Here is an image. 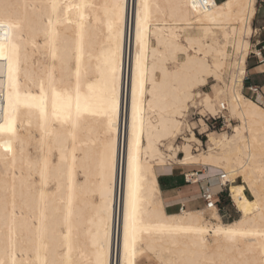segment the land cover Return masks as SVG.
I'll return each instance as SVG.
<instances>
[{"label": "bare ground", "instance_id": "6f19581e", "mask_svg": "<svg viewBox=\"0 0 264 264\" xmlns=\"http://www.w3.org/2000/svg\"><path fill=\"white\" fill-rule=\"evenodd\" d=\"M256 2L0 0L16 25L0 30L3 264H264V108L242 92ZM222 103L237 125L201 149L188 110ZM173 165L222 171L238 218L168 212L157 169Z\"/></svg>", "mask_w": 264, "mask_h": 264}, {"label": "crops", "instance_id": "0c3cea01", "mask_svg": "<svg viewBox=\"0 0 264 264\" xmlns=\"http://www.w3.org/2000/svg\"><path fill=\"white\" fill-rule=\"evenodd\" d=\"M264 5V2H263ZM259 12V11H257ZM257 16V14H256ZM259 19L257 21V29L256 34L254 33L251 38V52L247 59V69H246V80L244 81V90L242 89L243 95L245 94L250 99L254 100L252 94L247 91L248 86H256L259 89V97L261 98V106L264 108V51L261 54V58L257 59L254 56L258 54V50L261 46L264 45V10L261 16H258ZM256 19V17H255ZM253 21V26L254 22ZM256 49L255 51H253ZM252 53V54H251ZM261 95V96H260ZM245 96V97H246ZM191 167L186 170L179 169L175 171L174 168H171L170 171L165 170L166 168H158V172L160 170H164L165 174L162 175V178L166 180L165 189L161 191V198L164 204L165 209L179 207L177 212L180 210H193V209H201L203 208V203L200 201V194L202 189L209 188L211 191L220 190L221 187L219 185L208 186L212 181L209 182V178L214 176L215 178L221 174V171L214 168L203 169L201 166L198 170V165H185L182 167ZM201 172L202 174H198V176L193 180L192 184H187L184 181V174H188L189 172ZM160 174L158 173V176ZM214 182H217L216 179ZM197 184V185H196ZM160 187V186H159ZM202 206V207H201ZM170 212V213H177Z\"/></svg>", "mask_w": 264, "mask_h": 264}, {"label": "rangeland", "instance_id": "374dc122", "mask_svg": "<svg viewBox=\"0 0 264 264\" xmlns=\"http://www.w3.org/2000/svg\"><path fill=\"white\" fill-rule=\"evenodd\" d=\"M217 2L218 1H220V0H216ZM263 10H264V5H263V2L261 1V0H257V2H256V14H257V16H255L256 17V19H255V22H254V26H253V23H252V27L254 28V29H256L255 27H257L258 25V23H257V21H258V19H259V17L258 16H261V14H262V12H263ZM257 11H259V12H257ZM251 38H252V36L249 38L250 39V43H251ZM252 46V45H251ZM256 49H254L253 51H255ZM251 52V51H250ZM252 54V53H251ZM253 54H254V52H253ZM250 55V54H249ZM249 57V56H248ZM226 81H227V78H226ZM208 85L206 86V87H204V88H202L201 89V92H212V89H211V86L213 85V84H215L214 82H212V80L211 79H209L208 80ZM210 92V93H211ZM244 96H246L245 94H244ZM247 97V96H246ZM247 98H249V97H247ZM195 109V108H194ZM193 108H189V110H188V115H187V122H188V124H190V125H192L193 127H195V129H194V133H195V136L202 142V147H201V149H204V150H206L207 149V138H206V134L207 133H210V132H216V133H220L222 130H223V132L224 133H227V134H231L232 133V129H231V126L233 127V126H235V125H237V121L236 120H234V119H232V118H230V117H224L225 118V120H226V126H222L221 124H220V127H222V130H219V128L218 129H215V130H213V129H207L206 127H205V125H204V123H203V121H204V117L206 116V115H208L206 112H201V110H202V107H197L195 110H194ZM200 119L202 120V122H199L200 121ZM201 125H203V127L201 126ZM205 127V128H204ZM204 130L206 131V132H204ZM182 134L181 135H178L177 137H176V139H175V144L176 145H181L182 143H183V141H182V138L183 137H186L187 135H188V133L186 132V130L184 129V127H183V130H182ZM178 156L179 157H182V155L181 154H178ZM171 168H174L175 169V171H177V170H179V169H184V170H186V169H188V168H191V167H182V166H179V165H173L172 167H167L165 170H167V171H170L171 170ZM197 168H198V170H201L200 169V167L199 166H197ZM159 170V169H158ZM158 170H157V174L159 173L160 175L158 176V178H162V175L163 174H165L164 172V170L162 171V170H160L159 172H158ZM221 173H222V171H221ZM216 179V181H217V178H215L214 176H212V177H210L208 180H209V182L210 181H212L211 182V184H209V186H213V185H215V183L216 182H214V180ZM197 185V184H196ZM220 190H217V191H215L214 193H216V192H219ZM200 201H201V199H200ZM203 203V202H202ZM202 207V206H201ZM203 207H204V205H203ZM180 208L179 207H173V208H168V209H166L168 212H177L178 210H179ZM218 209H219V212H220V214H221V216H222V220H223V222L224 223H227V222H232V221H234L236 218H238V216H239V214H238V212L236 211V209L233 207V205H232V203H231V199H230V197H229V192H228V190H226V192H224V193H222L221 195H220V203H219V205H218ZM143 264H148L146 261H144L143 262Z\"/></svg>", "mask_w": 264, "mask_h": 264}, {"label": "snow or ice", "instance_id": "6c2138e0", "mask_svg": "<svg viewBox=\"0 0 264 264\" xmlns=\"http://www.w3.org/2000/svg\"><path fill=\"white\" fill-rule=\"evenodd\" d=\"M55 7V5H53ZM147 7V5H145ZM16 25L12 24L11 21H4L0 20V30L2 29H10ZM7 35V33H6ZM0 60H4L8 62V73H9V80H12V73H13V65H12V58L9 55V53L6 51V46L2 43H0ZM11 99V98H10ZM17 102H19V98L17 97ZM31 107L32 105H28ZM53 108L54 112L57 108L56 102L53 101ZM62 108L67 110L68 115L65 117V119H69L71 116V97L68 98V101L65 105L62 106ZM76 108L77 113L80 111V98L79 95L76 97ZM113 111H115V104L113 102ZM5 131V128L3 126H0V132ZM7 131L11 132L13 131L12 127L9 126L7 128ZM138 191H139V176H138V169H137V178L135 183L132 180V168L130 163V172H129V212L126 216L125 221V248L127 250L128 248V230H129V220L132 222L133 231L135 232L136 228L135 225L137 224V216L139 214V199H138ZM135 243V240H133V244ZM0 264H3L2 261H0ZM98 264L100 262L98 261Z\"/></svg>", "mask_w": 264, "mask_h": 264}, {"label": "built area", "instance_id": "2783aa9c", "mask_svg": "<svg viewBox=\"0 0 264 264\" xmlns=\"http://www.w3.org/2000/svg\"><path fill=\"white\" fill-rule=\"evenodd\" d=\"M264 51V45L260 47V49L258 50V55L254 54L255 57H257V59L261 58V54ZM246 80V77L244 78V81ZM244 81H243V90H244ZM247 91L252 94L254 97V101L258 102V97H259V89L256 86H248ZM194 109V108H193ZM195 110V109H194ZM226 111V107L225 104H221L219 106V110L218 113L215 116L212 115H206L203 119H204V125L207 129H218L222 130V127H220V124L222 126H226V120L224 118L223 113H225ZM202 174L201 172H189L188 174H184V181L187 184H192L193 180L198 176V174ZM218 180V185L221 187L219 192H212L211 190H209V188H204L201 191L200 194V199L203 202V205L206 209H211L214 207L218 208V205L220 203V195L224 192H226L227 187L224 185L225 179V174L221 173L220 175H218L217 177ZM227 183V182H226ZM209 186V185H208Z\"/></svg>", "mask_w": 264, "mask_h": 264}, {"label": "trees", "instance_id": "16d2710c", "mask_svg": "<svg viewBox=\"0 0 264 264\" xmlns=\"http://www.w3.org/2000/svg\"><path fill=\"white\" fill-rule=\"evenodd\" d=\"M158 175V174H157ZM158 182H159V186H160V189L162 190V191H164V189H165V182H167L166 180H164L163 178H158Z\"/></svg>", "mask_w": 264, "mask_h": 264}]
</instances>
